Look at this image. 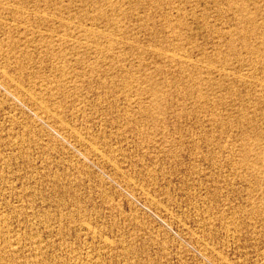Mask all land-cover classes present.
Listing matches in <instances>:
<instances>
[{"label": "rangeland", "instance_id": "374dc122", "mask_svg": "<svg viewBox=\"0 0 264 264\" xmlns=\"http://www.w3.org/2000/svg\"><path fill=\"white\" fill-rule=\"evenodd\" d=\"M0 264H264V0H0Z\"/></svg>", "mask_w": 264, "mask_h": 264}]
</instances>
